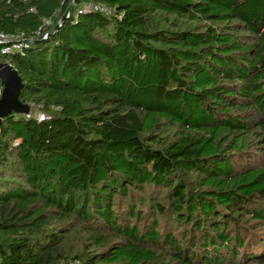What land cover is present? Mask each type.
<instances>
[{"label": "trees", "instance_id": "trees-1", "mask_svg": "<svg viewBox=\"0 0 264 264\" xmlns=\"http://www.w3.org/2000/svg\"><path fill=\"white\" fill-rule=\"evenodd\" d=\"M72 1L0 0V264H264V0Z\"/></svg>", "mask_w": 264, "mask_h": 264}, {"label": "water", "instance_id": "water-1", "mask_svg": "<svg viewBox=\"0 0 264 264\" xmlns=\"http://www.w3.org/2000/svg\"><path fill=\"white\" fill-rule=\"evenodd\" d=\"M56 27L50 32L57 31ZM46 40L35 41L34 43H42ZM0 80L3 85V93L0 99V127L5 118L12 114H29L30 107L20 100L21 92L24 88V82L17 70L10 63L0 64Z\"/></svg>", "mask_w": 264, "mask_h": 264}, {"label": "built area", "instance_id": "built-area-1", "mask_svg": "<svg viewBox=\"0 0 264 264\" xmlns=\"http://www.w3.org/2000/svg\"><path fill=\"white\" fill-rule=\"evenodd\" d=\"M72 2H74V0ZM87 12H98L106 16H111L113 14V10L109 6L103 3L84 5V7H82V9L80 10V13H87ZM45 25L46 27L52 26V21H47ZM40 33H41V30L38 32V34ZM48 37H49V34H45L43 39H46ZM33 40L35 39L34 38L24 39L23 36H15V35L8 36V35L0 34V44L2 43L11 44V47L8 46L4 50V53L10 52L13 49L19 50L23 47V45L26 44V42H32ZM38 117H39V120L45 119V116L43 114H39Z\"/></svg>", "mask_w": 264, "mask_h": 264}, {"label": "rangeland", "instance_id": "rangeland-1", "mask_svg": "<svg viewBox=\"0 0 264 264\" xmlns=\"http://www.w3.org/2000/svg\"><path fill=\"white\" fill-rule=\"evenodd\" d=\"M172 20H173V18H172ZM178 22L179 23H182V24H184L183 25V27H192L191 26V24H185V22H183V21H181V20H178ZM37 114V113H36ZM143 197V198H142ZM138 199H139V202H138V206L142 209V210H144V211H146L148 208H149V205L150 204H152L151 206H150V211H153L154 209H152V206H153V202H155L154 200L153 201H151L150 199V195L149 196H141V195H138ZM162 200H164V199H162ZM161 201V200H160ZM244 223H248L247 224V226L248 227H255L256 226V224L255 223H252L249 219H246V220H244ZM261 228H259V230H260ZM252 230V229H251ZM254 231V230H253ZM260 238H259V237ZM254 237H257V238H259V239H264V230H262V231H259V235H257V236H254ZM249 242H251L250 243V245H252V244H254L255 242H257L256 241V239L255 238H250L249 239ZM71 243V242H70ZM260 246V245H259ZM244 256H245V252H243L242 253ZM249 255L247 254V256L246 257H248ZM249 261V260H248ZM247 264H252V262H248Z\"/></svg>", "mask_w": 264, "mask_h": 264}]
</instances>
